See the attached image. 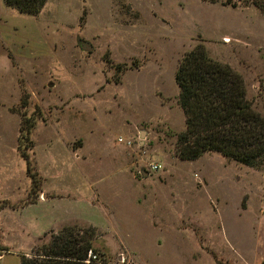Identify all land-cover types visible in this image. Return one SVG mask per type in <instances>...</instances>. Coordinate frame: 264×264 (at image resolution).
<instances>
[{"label": "rangeland", "instance_id": "rangeland-1", "mask_svg": "<svg viewBox=\"0 0 264 264\" xmlns=\"http://www.w3.org/2000/svg\"><path fill=\"white\" fill-rule=\"evenodd\" d=\"M256 1L48 0L33 15L0 0V264L67 228L106 261L264 264V167L177 153L175 73L199 44L264 115Z\"/></svg>", "mask_w": 264, "mask_h": 264}, {"label": "trees", "instance_id": "trees-1", "mask_svg": "<svg viewBox=\"0 0 264 264\" xmlns=\"http://www.w3.org/2000/svg\"><path fill=\"white\" fill-rule=\"evenodd\" d=\"M48 0H4L20 12L38 14ZM255 5L264 12V2ZM185 129L177 137V153L196 160L206 152L249 167H264V115L248 96L243 76L211 57L202 44L187 51L175 73ZM23 130V129H22ZM30 130L28 131V134ZM32 172L30 156L22 151ZM34 192L37 193L35 187ZM92 243L72 229L54 234L36 250L21 255V264H80Z\"/></svg>", "mask_w": 264, "mask_h": 264}, {"label": "built area", "instance_id": "built-area-1", "mask_svg": "<svg viewBox=\"0 0 264 264\" xmlns=\"http://www.w3.org/2000/svg\"><path fill=\"white\" fill-rule=\"evenodd\" d=\"M119 142L131 146L132 140L126 137H119ZM162 168V165L156 162H152L148 164V171L150 173H154L159 171ZM3 255L0 254V260L2 259ZM134 262L133 255L129 253L127 250L121 251L115 262L106 261L105 257L99 253L97 250L90 249L88 251L86 259L82 260L80 264H132Z\"/></svg>", "mask_w": 264, "mask_h": 264}, {"label": "water", "instance_id": "water-1", "mask_svg": "<svg viewBox=\"0 0 264 264\" xmlns=\"http://www.w3.org/2000/svg\"><path fill=\"white\" fill-rule=\"evenodd\" d=\"M80 44L82 45V48L86 51H92L93 50V45H91L89 42H86L82 39L79 40ZM147 174V172H145Z\"/></svg>", "mask_w": 264, "mask_h": 264}, {"label": "crops", "instance_id": "crops-1", "mask_svg": "<svg viewBox=\"0 0 264 264\" xmlns=\"http://www.w3.org/2000/svg\"><path fill=\"white\" fill-rule=\"evenodd\" d=\"M39 218H41L42 219V217L40 216ZM36 221H38V217L36 218ZM26 253H28V252H26ZM30 253V252H29Z\"/></svg>", "mask_w": 264, "mask_h": 264}]
</instances>
